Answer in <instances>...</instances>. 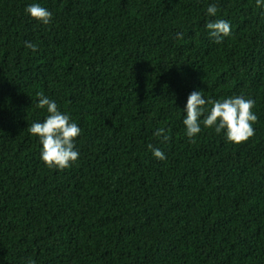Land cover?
Instances as JSON below:
<instances>
[{
  "label": "trees",
  "instance_id": "trees-1",
  "mask_svg": "<svg viewBox=\"0 0 264 264\" xmlns=\"http://www.w3.org/2000/svg\"><path fill=\"white\" fill-rule=\"evenodd\" d=\"M33 3L52 14L49 24L26 13ZM216 19L231 25L220 44L206 28ZM193 91L254 100V136L236 145L201 122L190 141L183 119ZM38 93L81 130L79 158L63 171L46 167L28 130L48 115ZM161 128L167 142L155 135ZM29 259L264 264V7L0 0V264Z\"/></svg>",
  "mask_w": 264,
  "mask_h": 264
},
{
  "label": "clouds",
  "instance_id": "clouds-1",
  "mask_svg": "<svg viewBox=\"0 0 264 264\" xmlns=\"http://www.w3.org/2000/svg\"><path fill=\"white\" fill-rule=\"evenodd\" d=\"M257 7H264V0H256ZM26 13L38 23L47 25L52 19V14L38 3H33L25 9ZM218 9L216 5L207 8V15L215 17ZM210 38L216 44L223 42V39L231 35V25L225 19H216L206 23ZM177 39H183V34H177ZM31 51H37V45L32 42H25L24 45ZM38 108L47 109L48 115L44 121L33 123L29 132L39 138L42 145L41 160L49 169L65 170L74 164L79 158V151L76 150V138L80 135V128L70 116L62 113L54 100L49 99L43 93H38ZM211 104L212 107L207 116L205 105ZM254 100L246 99L243 96H232L223 100H206L203 92L193 91L187 99L185 108L186 116L183 124L186 128V135L190 141L194 142V137L201 131V122L204 127L212 128L217 134L224 132L226 139L233 144L239 145L248 141L254 136L253 125L258 117L252 111ZM204 119L201 121V117ZM163 128L157 130L155 135L163 137L167 142L170 138L164 134ZM153 156L160 161L166 159L163 151L153 148ZM28 264H35L29 259Z\"/></svg>",
  "mask_w": 264,
  "mask_h": 264
}]
</instances>
